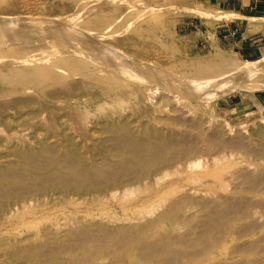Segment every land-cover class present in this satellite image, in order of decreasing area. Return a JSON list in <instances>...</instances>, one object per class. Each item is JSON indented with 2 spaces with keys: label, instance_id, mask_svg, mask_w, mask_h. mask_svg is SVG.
<instances>
[{
  "label": "bare ground",
  "instance_id": "bare-ground-1",
  "mask_svg": "<svg viewBox=\"0 0 264 264\" xmlns=\"http://www.w3.org/2000/svg\"><path fill=\"white\" fill-rule=\"evenodd\" d=\"M157 1L71 0L60 3V11L67 14L66 19L69 16L71 23L64 18V23L59 19L61 23L46 26L41 18L25 27L28 23L23 21L24 16L17 15L0 24V133L5 128L16 131V120L21 127L36 126L43 133L51 130L54 141L43 139L38 148L26 142L15 146V158L0 167V210L30 192L118 189L125 197L147 178H152L153 184L161 183L172 173L171 164L193 150L195 141L164 131L150 121L137 128V119L132 120L129 110V114L124 113L129 101H145L156 93L155 87L174 93L177 86L181 97L196 103L242 90V107L248 108L254 102L264 108L254 93L264 90V49L261 58L249 60L236 51L217 47L212 54L195 56L185 65L166 64L151 51V55L142 54L141 47L132 40L164 23L165 16L155 13L153 5ZM17 3L0 0V16L18 13ZM194 10L198 14L207 12ZM241 16L232 9L219 13L221 20ZM261 17H251L250 27L264 29ZM127 30L134 33H124ZM138 106L134 117L150 116L149 108ZM260 116L264 119V111ZM209 136L217 143L223 135L214 132ZM241 141L237 137L235 144ZM225 144L229 146L230 142ZM186 163L192 169L201 166L200 159ZM220 174L216 168L195 172L193 178H221ZM243 176L251 180L254 192L264 185V171ZM157 194H161L160 189ZM155 201L141 199L136 212L108 217L116 223L75 218L67 230L48 231L44 242L10 250L7 264H97L96 259L104 257L110 259L103 264H179L183 257L199 259L205 254L207 259L195 264H264V234L233 248L229 254L242 255L238 258H213L220 242L234 236L246 237L264 226L255 217V213L264 216L262 200L240 195L209 199L181 194L160 213L150 207ZM188 201L201 204L206 213L184 228L186 220L181 216ZM173 219L179 224L167 225L166 221Z\"/></svg>",
  "mask_w": 264,
  "mask_h": 264
},
{
  "label": "rangeland",
  "instance_id": "rangeland-1",
  "mask_svg": "<svg viewBox=\"0 0 264 264\" xmlns=\"http://www.w3.org/2000/svg\"><path fill=\"white\" fill-rule=\"evenodd\" d=\"M118 1V3H124L127 0ZM165 1L160 0L153 5L156 14L165 16L164 23L158 27L146 29L143 34L133 37L132 42L141 47L142 54L151 55L154 52L153 55L160 57L162 60L159 59L162 62L165 63L166 61V64L171 63L173 65L174 63L177 65L191 63L195 56L210 55L217 47L231 52L236 51L238 56L249 60H257L263 56L264 29H253L250 27V22L251 17L254 16L257 18L262 16L263 19L264 13L251 10L249 6H246L251 0H239L245 5L240 12L242 16L230 20L235 19L239 23L240 35L244 34L257 39L256 44L260 46L261 52L254 56L243 55L242 49H239L238 45H234L231 39H226L217 32L223 21H230L221 20L219 17V13L221 14L226 9L216 7L210 0ZM17 2L15 8L19 12L14 15L11 14V16L3 14L2 17L5 16L6 19L0 16V20L3 19L0 24L8 22L17 15L24 16L22 17L23 21L26 24L28 23L25 27H31L36 19L41 18L44 19L45 24L47 23L46 26H52L56 22L58 24L64 23L63 21L66 20L67 23H71L68 22L69 16L66 19L67 14L60 11V3H70L71 0H17ZM3 3L6 4L5 1ZM195 8L206 9L207 12L203 11L202 14H198L199 11L194 10ZM64 18L66 20H62ZM59 19L62 21L60 22ZM261 22L264 23V19ZM73 24L75 25V23ZM124 33L132 35L134 32L133 30H127ZM118 50L126 51L127 49L124 50L118 47ZM170 84L173 85V83ZM187 85L184 84V86ZM157 88L154 89L156 93L145 98V101L139 102L138 98L135 101L134 98L129 101V104H127L129 107H127V110L125 109L124 113L129 114L130 111L132 120H138L135 121L137 128L150 121L152 124H157L164 131H174L189 140L193 139L195 141L193 150H188L182 160L171 164L169 168L172 169V173L161 183L153 184L151 182L152 178H147L144 183H139L133 187L134 191L129 196L121 197L118 189L87 193H69L70 191L50 189L18 196L0 210V264H7L10 261V250L16 246L44 242L48 237V231L67 230L73 226L75 218L85 220L95 218V220H101L107 224L116 223L115 221H109L108 217L112 214L120 215L126 212L129 214L136 212L141 207L138 204L141 199L153 201V198H155V203L150 207L156 213H160L168 203L181 194L209 199L214 196L231 198L240 195L264 202V185L259 188L260 191L254 192L252 188L250 189L253 186L251 180L243 176L245 173L264 171V119L260 118L264 108L262 109L260 105L254 102H251L248 108L242 107L241 103L244 98L242 90L230 91L226 94L223 93L224 95L214 96L215 98L218 97L216 99L212 97L213 100L210 98L196 103L192 98H185L186 96L183 95L181 97V91H178L177 86L173 89L174 93L179 92L177 96L162 86ZM175 89L177 92H175ZM254 93L257 98V96L264 93V90H256ZM138 105L149 108L151 110L150 116L139 117L138 114H135L138 117H134V108L139 107ZM154 118H159L161 121L157 122ZM16 122L15 120L13 126H17L16 131L5 128L0 133L5 138V141L0 142V167L15 158L13 151L16 148L15 146L21 142H26L37 148L41 146L40 142L43 139L54 143L51 130L43 133L36 126L21 127ZM252 131H256V133L251 135ZM214 132L222 133V141L215 143L210 140L209 135ZM70 133L75 134L74 131ZM236 134L237 137L242 139L240 145L235 144ZM224 141L225 143L230 142V145L227 146ZM243 143L245 144L243 145ZM236 145L237 147H235ZM58 153L60 154V152ZM194 159H200L201 166L192 169L187 166L186 162ZM176 167L179 168L175 169ZM216 168L220 170L221 178L208 175L193 178L195 172L211 171ZM162 184H166L165 188H162ZM212 188H216L213 191L214 193L210 191ZM155 189L157 190L155 191ZM159 189L161 194L156 195ZM68 196L71 197L70 200L67 199ZM132 201H136L135 204H124ZM154 205L157 206L154 207ZM205 213L206 208L201 204L191 201L186 202L184 214L181 216L182 219L186 220V225L182 227L187 228L196 223V219H199ZM259 215V213H255V217L259 218V223L264 222V216ZM147 216L149 217L150 213ZM248 220L250 219L241 222L244 223ZM132 221L136 222L138 220L133 219ZM55 222L59 224L57 225ZM172 222L179 224L177 219L166 221L167 225ZM184 228H181V230H184ZM263 234L264 226H260L259 229L246 237L238 238L234 236L225 239L216 247L213 254L214 260H232L242 256L230 255L229 253L233 248ZM109 259L110 257L96 259V263L103 264ZM205 259H207V254H205V258L201 257L199 259L187 256L181 258L179 264H195Z\"/></svg>",
  "mask_w": 264,
  "mask_h": 264
},
{
  "label": "crops",
  "instance_id": "crops-1",
  "mask_svg": "<svg viewBox=\"0 0 264 264\" xmlns=\"http://www.w3.org/2000/svg\"><path fill=\"white\" fill-rule=\"evenodd\" d=\"M216 7L224 9H234L239 12L244 8V3L239 0H210ZM251 10H256L259 13H264V0H251L246 4ZM217 29V32L226 39H231L234 45H238L242 49V54L245 56H254L261 52L260 46L256 44L257 39L239 33L240 25L234 20L223 21V24ZM257 99L264 104V93L257 96Z\"/></svg>",
  "mask_w": 264,
  "mask_h": 264
}]
</instances>
